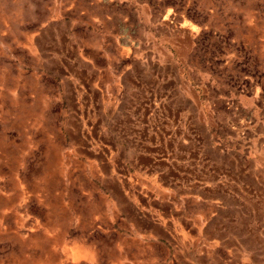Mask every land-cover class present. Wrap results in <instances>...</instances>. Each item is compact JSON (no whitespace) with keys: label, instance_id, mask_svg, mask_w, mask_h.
<instances>
[{"label":"rangeland","instance_id":"374dc122","mask_svg":"<svg viewBox=\"0 0 264 264\" xmlns=\"http://www.w3.org/2000/svg\"><path fill=\"white\" fill-rule=\"evenodd\" d=\"M82 61L147 64L195 95L176 124L151 118L183 129L178 177L160 175L165 148L114 164L111 117L67 81ZM168 205L194 227L170 217L171 244L133 233V208ZM193 237L197 264H264V0H0V264H171Z\"/></svg>","mask_w":264,"mask_h":264},{"label":"crops","instance_id":"0c3cea01","mask_svg":"<svg viewBox=\"0 0 264 264\" xmlns=\"http://www.w3.org/2000/svg\"><path fill=\"white\" fill-rule=\"evenodd\" d=\"M81 64V71L85 72L87 76L80 77L76 74V77H73L70 72H67L66 75H70L67 81L71 85H86L87 90H90L92 94L94 93L93 103L95 104V109L107 110L106 114L111 117L106 142L115 153L113 156L114 164L141 165L143 163V166L153 165L156 163L157 158L154 157L152 148H165L167 153L163 155V161L168 166L163 169L160 175L167 178V181L178 177L180 173L175 165L182 164L181 162L185 159L180 158L185 157V153L176 151V148L178 147V150L180 146L179 144L175 146V143L180 141L178 140V135L183 129L179 128V125L175 129H173V125L167 127L162 124L163 126L159 127L156 123L157 121L152 122L151 118L166 117L167 122L176 124V118L181 115L182 111H194L186 108L190 104L191 107H194L195 95L180 96L172 93V91L164 92L165 83H156L161 81V79L158 77H154V80L145 78L149 68L147 64H125L120 72L115 69L118 67H114V64L98 65L83 61ZM165 67V64L150 65V68H153L152 72L156 76H158V70ZM103 74H108L110 80L105 82L101 77L99 79L94 77L103 76ZM97 94L108 96V104L100 106L97 103L98 99L95 97ZM190 115L193 116L194 113L191 112L187 116L190 117ZM94 131L98 134H102L105 131L100 124V120H97L94 125ZM150 140L152 143H156V146L147 147L144 144L145 141ZM177 160H180V164L176 162ZM191 172L193 173V170ZM133 209L132 211L139 219L146 220L139 230L133 231L141 240L153 239L162 244L166 242L174 243L170 237L172 229L170 217L174 216L179 218L178 220L184 228L194 227L192 221L184 214V210H178L176 207L168 205L166 211L163 210L164 212L161 214L162 218L154 216L153 213H143L138 208ZM194 240L195 237L185 241L183 244L178 243L181 246L177 248L170 263L197 264L195 258L191 257L188 252V246ZM207 260L209 261V259Z\"/></svg>","mask_w":264,"mask_h":264}]
</instances>
